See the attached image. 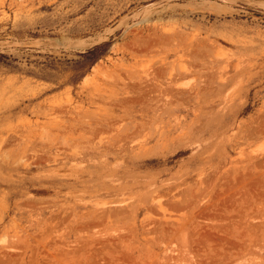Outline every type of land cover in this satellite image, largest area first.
Returning a JSON list of instances; mask_svg holds the SVG:
<instances>
[{"label":"rangeland","instance_id":"1","mask_svg":"<svg viewBox=\"0 0 264 264\" xmlns=\"http://www.w3.org/2000/svg\"><path fill=\"white\" fill-rule=\"evenodd\" d=\"M0 264H264V0H0Z\"/></svg>","mask_w":264,"mask_h":264},{"label":"bare ground","instance_id":"2","mask_svg":"<svg viewBox=\"0 0 264 264\" xmlns=\"http://www.w3.org/2000/svg\"><path fill=\"white\" fill-rule=\"evenodd\" d=\"M204 3H205V1H204ZM208 9H209V8H208ZM192 11H193V10H192ZM122 22H123V21H122ZM123 24H124V23H123ZM118 27H119V26H118ZM110 32H112V31H110ZM81 45H82V44H81ZM79 46H80V45H79ZM76 47H77V46H76ZM82 47H83V46H82ZM143 73H144V72H143ZM141 74H142V73H141ZM143 77H144V76H143ZM147 78H151V77H147ZM143 79H144V78H143ZM144 80H145V79H144ZM146 80H147V79H146ZM146 80H145V81H146ZM153 81H154V80H153ZM148 84H149V82H148ZM148 84H147V85H148ZM156 84H157V83H156ZM162 84H163V83H162ZM133 85H134V84H133ZM142 85H143V84H142ZM143 86H145V85H143ZM150 87H151V86H150ZM164 87H165V86H164ZM131 88H132V87H131ZM134 88H135V87H134ZM134 88H133V89H134ZM144 88H145V87H144ZM160 88H162V86H161ZM165 89H166V88H165ZM146 90H147V89H146ZM149 91H150V90H149ZM145 92H146V91H145ZM150 93H151V92H150ZM153 93H154V92H153Z\"/></svg>","mask_w":264,"mask_h":264},{"label":"water","instance_id":"3","mask_svg":"<svg viewBox=\"0 0 264 264\" xmlns=\"http://www.w3.org/2000/svg\"><path fill=\"white\" fill-rule=\"evenodd\" d=\"M220 1H225V0H220Z\"/></svg>","mask_w":264,"mask_h":264}]
</instances>
